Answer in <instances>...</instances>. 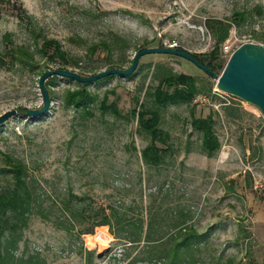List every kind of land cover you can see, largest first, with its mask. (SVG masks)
Returning a JSON list of instances; mask_svg holds the SVG:
<instances>
[{"label": "rangeland", "instance_id": "374dc122", "mask_svg": "<svg viewBox=\"0 0 264 264\" xmlns=\"http://www.w3.org/2000/svg\"><path fill=\"white\" fill-rule=\"evenodd\" d=\"M14 2L26 10L29 23L18 19ZM258 5L264 10V0H0V51L8 34L31 48L35 62L32 69L0 68V114L41 109L39 78L48 70L69 69L82 76L127 70L135 53L147 47L197 55L215 48L226 64L246 42L264 46V16L254 11ZM242 10L252 16L240 27L231 25L216 44L208 21L229 23L232 13ZM45 39L59 42L67 64L39 51ZM167 70L194 75L200 90L189 104L159 107L170 150L163 165L150 169L140 156L149 136L137 130L130 111L140 103L151 106L149 93ZM53 76L44 81L51 96L47 93L50 103L43 114H18L0 124V150L24 159L47 188L59 190L68 182L97 202L120 194L139 201L142 195L146 205L151 191L157 190V196L170 189L164 200L184 207L202 233L196 264H264V116L257 106L219 91L216 80L172 54H145L130 75L88 83L95 94L91 114L63 104V94L77 88L78 81ZM101 100L115 104L120 116L103 112ZM208 115L220 142L212 155L202 148L201 131L191 126L193 118ZM80 244L94 250L91 264H145L133 259L136 249L116 240L107 225L71 240L38 216L24 228L19 251L39 249L48 264H87L76 251Z\"/></svg>", "mask_w": 264, "mask_h": 264}, {"label": "trees", "instance_id": "16d2710c", "mask_svg": "<svg viewBox=\"0 0 264 264\" xmlns=\"http://www.w3.org/2000/svg\"><path fill=\"white\" fill-rule=\"evenodd\" d=\"M12 5L18 19L27 23L30 16L26 10L16 2ZM254 11L264 16V10L259 5ZM250 16L252 12L242 10L234 11L228 19L229 23L215 19L208 21V27L214 30L216 44L227 37L231 25L240 27ZM260 39L264 40V34ZM4 40L6 45L0 51V68L10 69L19 65L32 69L35 62L31 48L13 42L8 34ZM39 51L50 59L67 64V52L56 40L45 39ZM92 51H95L94 46ZM191 55L212 72H221L225 65L216 56L215 48L209 54ZM77 83V88L65 91L63 104L91 114L89 106L95 94L86 87L88 83ZM45 89L51 96L46 84ZM199 90L194 75L167 70L149 93L151 106L140 103L138 110L133 108L130 111L136 118L137 130L149 136V142L140 150L141 159L148 168L156 169L163 165L170 150L169 133L160 126L159 107L189 104ZM99 107L103 112L109 110L120 116L115 104H106L105 100H101ZM212 123L211 115L191 120V126L202 133V148L207 155H212L220 146ZM156 191H151L152 198L146 205H143L142 195L139 201L120 194L97 202L89 194L75 191L68 182L59 190L47 188L24 159L0 150V264H48L39 249L19 251L24 228L33 216L64 230L71 240H82V235L92 233L96 226L107 225L116 240L136 249L133 259L145 264H196L195 254L200 249L202 233L191 222L184 207L171 206L164 200L170 189L157 196ZM76 251L83 253L87 264L92 263L93 249L80 244Z\"/></svg>", "mask_w": 264, "mask_h": 264}, {"label": "water", "instance_id": "95a60500", "mask_svg": "<svg viewBox=\"0 0 264 264\" xmlns=\"http://www.w3.org/2000/svg\"><path fill=\"white\" fill-rule=\"evenodd\" d=\"M148 53L172 54L191 61L203 70L206 75L216 80V87L219 91L236 96L257 106L264 116V46L259 43L246 42L231 53L220 74L212 72L207 65L200 63L188 52L171 47L157 46L138 50L127 70L110 68L89 76H82L78 72L69 69L55 68L48 70L39 78V87L44 99L43 107L37 110L15 108L4 111L0 114V124L18 114L31 116L43 114L50 103L44 88V81L50 76L58 75L81 83L94 82L116 74L127 76L135 70L139 58Z\"/></svg>", "mask_w": 264, "mask_h": 264}, {"label": "built area", "instance_id": "2783aa9c", "mask_svg": "<svg viewBox=\"0 0 264 264\" xmlns=\"http://www.w3.org/2000/svg\"><path fill=\"white\" fill-rule=\"evenodd\" d=\"M223 48H224V50H228L229 49V45L228 44H224Z\"/></svg>", "mask_w": 264, "mask_h": 264}]
</instances>
